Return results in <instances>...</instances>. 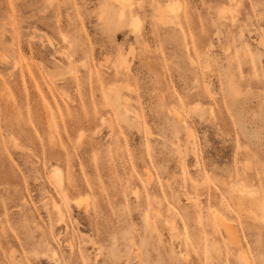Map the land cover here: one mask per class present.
<instances>
[{"label": "rangeland", "instance_id": "obj_1", "mask_svg": "<svg viewBox=\"0 0 264 264\" xmlns=\"http://www.w3.org/2000/svg\"><path fill=\"white\" fill-rule=\"evenodd\" d=\"M127 2L0 0V264H264V0Z\"/></svg>", "mask_w": 264, "mask_h": 264}, {"label": "bare ground", "instance_id": "obj_2", "mask_svg": "<svg viewBox=\"0 0 264 264\" xmlns=\"http://www.w3.org/2000/svg\"><path fill=\"white\" fill-rule=\"evenodd\" d=\"M121 3H122V5H126L128 2H127V0H119ZM130 3V2H129ZM128 5V4H127ZM131 5V4H130ZM136 22V21H135ZM60 176V175H59ZM57 177H58V175H57ZM61 182V181H60ZM243 192V191H242Z\"/></svg>", "mask_w": 264, "mask_h": 264}]
</instances>
